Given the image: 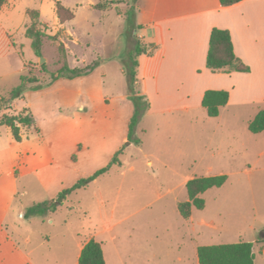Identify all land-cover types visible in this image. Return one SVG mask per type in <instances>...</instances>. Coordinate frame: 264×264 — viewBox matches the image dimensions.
I'll list each match as a JSON object with an SVG mask.
<instances>
[{
	"label": "rangeland",
	"instance_id": "374dc122",
	"mask_svg": "<svg viewBox=\"0 0 264 264\" xmlns=\"http://www.w3.org/2000/svg\"><path fill=\"white\" fill-rule=\"evenodd\" d=\"M113 1L6 0L0 11V99L22 85V77L37 81L0 110L1 118L27 109L34 127H20L16 142L0 126V147L11 145L31 164L53 162L66 189L108 168L45 214L43 226H29L23 212L28 252L40 264H77L79 245L93 239L105 264H198L199 247L248 242L255 264H264V132L248 131L264 99L230 106L215 118L202 106L152 110L168 93L149 99L133 67L140 57L130 52L141 34L135 0ZM56 2L76 19L58 23ZM27 10L38 11L39 27L64 45L70 69L94 65L93 71L53 81L61 67L57 44L44 39L35 54L26 36ZM215 176H226L225 184L203 193L204 207H192L183 219L178 205L187 201L186 182ZM28 186L27 206L51 198ZM40 233L50 237L45 247Z\"/></svg>",
	"mask_w": 264,
	"mask_h": 264
},
{
	"label": "crops",
	"instance_id": "0c3cea01",
	"mask_svg": "<svg viewBox=\"0 0 264 264\" xmlns=\"http://www.w3.org/2000/svg\"><path fill=\"white\" fill-rule=\"evenodd\" d=\"M134 10L135 26L141 31L134 38L155 47L152 56H139L138 76L143 94L152 100L168 93L166 101L161 97L156 101L157 104L166 102L165 106L157 105L152 110L188 111L201 106L208 90L228 92V102L220 110L252 105L257 99H264L260 98L264 95V0H242L229 7H221L219 0H135ZM73 14L75 20L76 14ZM213 28L230 33L234 54L249 72L212 73L206 68ZM172 88L176 90L170 96ZM176 94L179 99H174ZM26 177L32 178V182L26 183ZM60 177L59 167L53 162L31 164L11 145L0 147V264H40L39 256L33 258L28 252L27 246L32 243L29 229L20 221L29 207L47 200H37L27 206L24 199L28 196L29 184L48 194L49 200L55 199L66 189ZM47 216H30L28 225L43 226ZM47 224L53 225L54 220L48 218ZM39 236L42 247L49 244L48 235L40 233ZM86 242L79 245L78 257ZM261 254L264 256V247Z\"/></svg>",
	"mask_w": 264,
	"mask_h": 264
},
{
	"label": "trees",
	"instance_id": "16d2710c",
	"mask_svg": "<svg viewBox=\"0 0 264 264\" xmlns=\"http://www.w3.org/2000/svg\"><path fill=\"white\" fill-rule=\"evenodd\" d=\"M242 0H219L221 7H229L235 5ZM6 4V0H0V11ZM55 15L60 24H64L73 20L74 14L59 2L55 3ZM31 24L26 28V36L31 41V47L35 54L39 57L44 39L51 40L53 44H57V49L60 55L61 67L52 77V80L65 77L74 79L89 74L94 69V65H89L84 68L70 69L67 64V53L63 44L59 43L56 36L47 35L44 30L39 27L38 18L39 12L35 10H27ZM58 42V43H57ZM155 47L152 45L142 44L140 41L135 42L131 55L139 57L142 55L152 56ZM136 60L133 62V67H137ZM206 68L212 73H232L240 72L247 73L249 68L245 66L234 54L231 42L230 33L227 30L213 28L209 36L208 51L206 56ZM135 72H130L128 80L130 85L135 82ZM35 79H27L22 77V85L13 90L8 96L0 99V110L4 107H9V104L19 96L26 84L36 83ZM130 92L132 88L129 89ZM229 99L227 91H206L203 95L201 106L205 109L206 114L210 118H215L219 115L221 107H224ZM132 121L131 125L133 124ZM34 119L27 109H23L16 116L3 115L0 118V126L7 127L13 139L20 141L21 136L18 133L20 127L30 128L34 126ZM248 131L251 134H259L264 131V110L257 115L248 124ZM108 168L97 171L93 178L85 181H80L70 189L61 191L53 200L44 201L35 204L27 209L28 216H44L48 212H54L66 199V196L72 190L78 189L84 184L92 181L94 178L105 173ZM226 176L195 178L186 182L187 201L178 205L179 215L187 220L191 217V208L202 209L204 201L201 195L212 188H220L226 182ZM253 244L248 242H240L236 244H224L216 246H204L197 249L198 264H255L254 254L252 251ZM77 264H105L103 249L101 243L90 239L84 244L80 251Z\"/></svg>",
	"mask_w": 264,
	"mask_h": 264
}]
</instances>
